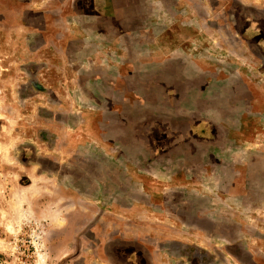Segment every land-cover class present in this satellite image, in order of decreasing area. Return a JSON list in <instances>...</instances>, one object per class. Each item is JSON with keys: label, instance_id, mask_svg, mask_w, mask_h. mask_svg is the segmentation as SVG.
Returning a JSON list of instances; mask_svg holds the SVG:
<instances>
[{"label": "crops", "instance_id": "obj_1", "mask_svg": "<svg viewBox=\"0 0 264 264\" xmlns=\"http://www.w3.org/2000/svg\"><path fill=\"white\" fill-rule=\"evenodd\" d=\"M30 4L56 95L32 102L107 109L98 139L128 174L112 202L136 204L137 261L264 262V0H58L56 24Z\"/></svg>", "mask_w": 264, "mask_h": 264}, {"label": "rangeland", "instance_id": "obj_2", "mask_svg": "<svg viewBox=\"0 0 264 264\" xmlns=\"http://www.w3.org/2000/svg\"><path fill=\"white\" fill-rule=\"evenodd\" d=\"M29 3L50 9L46 21L57 22L58 0H0V206L8 212L0 219V264H184L137 261L136 204L112 202L128 191V174L98 139L97 114L107 109L63 117L56 103L32 102L56 95L45 89L46 64L30 53L41 41L22 24ZM119 130L113 123L114 147Z\"/></svg>", "mask_w": 264, "mask_h": 264}]
</instances>
